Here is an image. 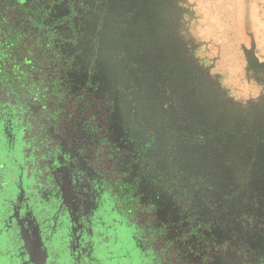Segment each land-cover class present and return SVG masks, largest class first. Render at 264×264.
<instances>
[{"label":"flooded vegetation","instance_id":"flooded-vegetation-1","mask_svg":"<svg viewBox=\"0 0 264 264\" xmlns=\"http://www.w3.org/2000/svg\"><path fill=\"white\" fill-rule=\"evenodd\" d=\"M143 1L0 0V264H32L26 241L76 264L7 201L51 244L64 221L95 224L87 264H264V176L182 110L188 62L129 58L142 11L169 2Z\"/></svg>","mask_w":264,"mask_h":264},{"label":"rangeland","instance_id":"rangeland-1","mask_svg":"<svg viewBox=\"0 0 264 264\" xmlns=\"http://www.w3.org/2000/svg\"><path fill=\"white\" fill-rule=\"evenodd\" d=\"M149 10L142 11L140 40L132 46L129 58L140 63V58H159L169 65L188 62L189 78L171 80L181 93L187 92L182 90L186 85L194 87L193 93L176 96L182 110L193 121L203 115L200 132L221 143L217 145L222 150L235 153L241 168L253 162L252 172L264 176V66L251 69L244 60L255 44L261 48L257 56L264 57V0H169L166 7ZM155 10L162 15L163 27L152 53L147 20L149 15L154 18ZM253 10L255 18L251 17ZM160 34L166 38L161 44ZM260 69L263 72L255 75ZM214 130L221 133L213 135ZM248 147L252 158L247 156L251 154Z\"/></svg>","mask_w":264,"mask_h":264},{"label":"water","instance_id":"water-1","mask_svg":"<svg viewBox=\"0 0 264 264\" xmlns=\"http://www.w3.org/2000/svg\"><path fill=\"white\" fill-rule=\"evenodd\" d=\"M263 67V66H262ZM21 197V195H20ZM11 207V214L8 216L9 219L14 218L16 225L20 227V232H26V229L29 231L31 236L34 237L32 241L37 243L40 248V242L43 243L46 242L51 247H55V245H59V249L69 248L71 250L72 258L74 263L80 264L81 256L83 260V264H85L86 259L89 258V253L92 252L93 249V238L95 237L93 235V232L96 231L95 224L92 222H88L86 219H82L81 221L79 219L73 218L74 222L73 225L70 224L69 221H64L65 224H63L61 227L58 228V234L55 237L54 242L51 244V241L48 242L45 238H42L40 236V233L31 232L28 223L26 224L25 228L23 227V216L24 212L19 211V209L15 206L10 204V201H7V207ZM61 210V207L59 206L58 209L54 212V217H56V214ZM34 221V220H32ZM36 221L40 223V229L44 227V224L41 223L42 218L38 217L36 218ZM38 223V224H39ZM71 225V226H70ZM37 226V225H36ZM27 227V228H26ZM36 228V227H35ZM34 228V229H35ZM92 231V232H91ZM27 235H29L27 233ZM30 236V235H29ZM54 238V237H53ZM39 239V240H38ZM57 243V244H56ZM44 244V243H43ZM27 251L29 253V262L32 264H44L45 262V253L42 252V255L40 259H35L32 256V248L31 245L28 244V241H26ZM81 255V256H80ZM87 264V262H86Z\"/></svg>","mask_w":264,"mask_h":264},{"label":"crops","instance_id":"crops-1","mask_svg":"<svg viewBox=\"0 0 264 264\" xmlns=\"http://www.w3.org/2000/svg\"><path fill=\"white\" fill-rule=\"evenodd\" d=\"M255 4V3H254ZM252 18H255L254 15V10L251 14ZM257 21V20H256ZM259 27H260V23H259ZM259 47H257V44H255L254 46H252L247 52L249 54L246 55V58H244L245 62H246V67L251 68V69H255L258 68H262V66H264V57H260L257 56V54H261L260 51H258ZM263 72L262 69L255 71V75H260Z\"/></svg>","mask_w":264,"mask_h":264},{"label":"trees","instance_id":"trees-1","mask_svg":"<svg viewBox=\"0 0 264 264\" xmlns=\"http://www.w3.org/2000/svg\"><path fill=\"white\" fill-rule=\"evenodd\" d=\"M3 31H4V30H3ZM3 31H2V32H3ZM4 32H5V31H4Z\"/></svg>","mask_w":264,"mask_h":264}]
</instances>
